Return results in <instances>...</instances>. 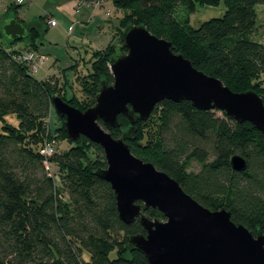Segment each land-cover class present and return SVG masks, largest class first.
Instances as JSON below:
<instances>
[{"label":"trees","instance_id":"trees-1","mask_svg":"<svg viewBox=\"0 0 264 264\" xmlns=\"http://www.w3.org/2000/svg\"><path fill=\"white\" fill-rule=\"evenodd\" d=\"M198 1L113 0L117 7L133 9L123 37L128 26L145 25L171 41L174 51L199 70L220 78L235 92L255 90L264 100V41L254 37L257 6L264 0H224L222 16L195 25L190 17ZM10 5L17 13L28 4ZM12 17L21 21L17 14ZM47 20L43 16L23 23L30 34L17 41L0 29L7 43L0 41V122L7 123L8 116L16 119V124L7 123L0 130V264H148L145 254L128 241L131 235L146 234L145 228L139 218L130 224L121 220L111 183L99 174L108 166L103 148L83 136L65 151L56 149L55 174L52 161L34 145L61 85L55 75L37 77L30 63L16 58L14 48L41 51L38 38L46 35ZM117 55L119 49L89 61L91 70L82 77L85 110L96 103L103 81L114 82L110 62ZM76 67L77 63L64 70ZM74 99L84 101L77 96L67 100L71 104ZM158 107L155 149L142 159L178 180L202 205L212 210L225 207L233 221L255 234L264 233L263 133L250 122H239L219 109H198L189 100L165 99ZM147 120L132 126L128 116L120 114V125L111 132L118 137L127 133L134 152L130 140L143 136ZM234 155L244 157V170L232 166ZM192 161L200 168L188 172ZM145 214L165 219L158 209L149 208Z\"/></svg>","mask_w":264,"mask_h":264},{"label":"water","instance_id":"water-1","mask_svg":"<svg viewBox=\"0 0 264 264\" xmlns=\"http://www.w3.org/2000/svg\"><path fill=\"white\" fill-rule=\"evenodd\" d=\"M2 31L13 41L30 34L14 17ZM124 44L127 54L110 62L114 82L101 83L93 106L82 111L58 95L52 102L66 117L67 134L75 144L85 136L103 148L108 166L99 174L111 183L121 220L130 224L139 218L146 230L129 236V246L143 252L148 264H264L261 230L255 234L236 223L225 207L212 210L202 205L174 177L136 156L126 142L127 133L115 137L111 132L120 125V114L135 126L170 99L189 100L201 110H222L239 122H250L264 135L263 97L255 90L233 91L145 25L128 26ZM231 163L236 170L246 168L240 155L232 156ZM149 208L161 211L165 219L149 218L145 214Z\"/></svg>","mask_w":264,"mask_h":264},{"label":"rangeland","instance_id":"rangeland-1","mask_svg":"<svg viewBox=\"0 0 264 264\" xmlns=\"http://www.w3.org/2000/svg\"><path fill=\"white\" fill-rule=\"evenodd\" d=\"M208 1L207 3L205 0L198 1L200 6L190 17L193 24L197 25L199 21L220 17L224 14L226 10L224 0ZM6 7H0V29L15 14L20 15V20L24 22H32L43 16L54 15L58 25L49 26L46 35L38 38L40 49L49 55V61L36 76H52L46 72L48 70L58 74L54 75L57 76L62 88L60 87L55 94L67 102V99L77 96L84 101L74 99L71 105L85 111L87 96L83 84L85 78L82 77L91 70L89 61L96 60L100 53L108 55L117 49L121 51V55L127 54L128 49L123 41L122 30L133 9L117 7L113 0H99L96 3L79 5L75 3V0H35L29 5L20 7L17 13L13 8L6 12ZM257 13V31L254 37L264 41V5L257 6ZM70 27H73L74 31L70 32ZM150 31L154 33L153 30ZM83 32L86 35L84 38L81 36ZM0 40H3L7 45L4 38L0 37ZM23 44L25 41H20V45ZM75 63H77L76 68L64 70ZM65 118V116H59L55 108L52 109L45 124L41 126L42 131L39 133V137L35 141L33 140L39 151H43L48 143L60 151H65L73 145V140L67 134ZM5 119L7 123L16 124V119L13 116H8ZM159 119L160 109L158 107L152 111L146 124L143 125V136L130 140L134 150L132 152L136 156L147 159L146 155L154 151L155 133ZM7 123L1 121L0 130ZM56 152L58 151H54L48 156V159L52 161L51 166L55 174L58 167L52 158ZM199 168L200 165L196 161L190 162L187 166L188 172L198 171Z\"/></svg>","mask_w":264,"mask_h":264},{"label":"built area","instance_id":"built-area-1","mask_svg":"<svg viewBox=\"0 0 264 264\" xmlns=\"http://www.w3.org/2000/svg\"><path fill=\"white\" fill-rule=\"evenodd\" d=\"M35 0H12L11 4L13 5H26ZM5 0H0V7H3ZM49 26H56L57 20L55 18H48L47 20ZM14 49L17 50V59L21 62L30 63L35 72H39L49 61V55L35 49H26L19 46H16ZM8 50H12V48H8ZM56 148L51 143H48L43 151H41L46 157L49 154H52Z\"/></svg>","mask_w":264,"mask_h":264},{"label":"crops","instance_id":"crops-1","mask_svg":"<svg viewBox=\"0 0 264 264\" xmlns=\"http://www.w3.org/2000/svg\"><path fill=\"white\" fill-rule=\"evenodd\" d=\"M12 2V1H11ZM11 2L10 1H8V0H5V4H4V6L3 7H6V3H7V10H6V12L8 11V9H11V8H13V7H11ZM75 3L77 4V5H79L80 4V0H75ZM31 4V3H30ZM82 4V3H81ZM29 5V4H28ZM19 16V18H20V15H18ZM48 16V15H47ZM48 18H55L54 17V15H50V16H48ZM56 19V18H55ZM19 22H21V23H26V22H24V21H19ZM57 23H58V21H57ZM58 25V24H57ZM56 25V26H57ZM52 27H55V26H52ZM83 28V27H82ZM69 30H70V32H72V31H74L73 30V27H70L69 28ZM83 38L84 37H86V35L84 34V32L82 33V35H81ZM1 41V40H0ZM41 50V49H40ZM49 75H54V74H56V73H53V71H50V70H48V71H46ZM56 75H58V74H56Z\"/></svg>","mask_w":264,"mask_h":264}]
</instances>
